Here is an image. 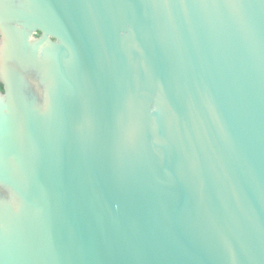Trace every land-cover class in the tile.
<instances>
[{
	"label": "water",
	"instance_id": "obj_1",
	"mask_svg": "<svg viewBox=\"0 0 264 264\" xmlns=\"http://www.w3.org/2000/svg\"><path fill=\"white\" fill-rule=\"evenodd\" d=\"M0 264H264V0H0Z\"/></svg>",
	"mask_w": 264,
	"mask_h": 264
},
{
	"label": "trees",
	"instance_id": "obj_2",
	"mask_svg": "<svg viewBox=\"0 0 264 264\" xmlns=\"http://www.w3.org/2000/svg\"><path fill=\"white\" fill-rule=\"evenodd\" d=\"M0 91H2V85L0 84Z\"/></svg>",
	"mask_w": 264,
	"mask_h": 264
}]
</instances>
